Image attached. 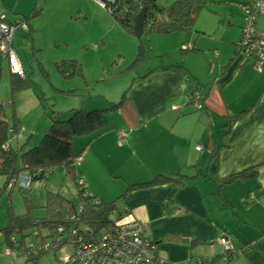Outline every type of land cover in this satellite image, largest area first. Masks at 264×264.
Masks as SVG:
<instances>
[{
    "label": "crops",
    "instance_id": "obj_1",
    "mask_svg": "<svg viewBox=\"0 0 264 264\" xmlns=\"http://www.w3.org/2000/svg\"><path fill=\"white\" fill-rule=\"evenodd\" d=\"M91 1L104 11L102 4ZM255 1L210 0L192 30L158 35L166 39L168 48L159 57L168 55V63L132 79L119 107L107 113L100 135L72 140V149L82 158L74 174L84 178V186L100 200L97 166L110 179L120 173L130 185L156 175L175 178L140 189H128V185L118 212L130 208L136 220L148 227L147 239L164 264H264V62L255 68L251 57L235 50L244 5ZM44 10L43 0H0V18L23 20L28 25V31L20 29L11 39L24 72L19 78L26 83L35 67L44 72V49L38 40V18ZM255 27L264 32V13L256 17ZM122 33L131 49L132 36ZM183 46L190 50L183 51ZM78 64L84 79L83 65ZM174 64L187 73L173 71ZM14 75L0 52V104L9 127L13 122L19 126V110H23L17 102L22 101L25 88L13 95L9 90ZM111 84L112 80L104 79L96 88L98 95L59 113L107 107L113 100L107 89ZM197 84L203 86V98L191 103L188 94ZM118 87V92L124 88ZM39 121L41 131L46 132L49 118L41 115ZM121 131L125 145L118 142ZM32 136L16 133V142L12 139L9 146L22 138L26 139L23 146L30 145ZM130 166L136 172L126 174ZM250 169L257 170L255 176L228 182L231 175ZM222 237L233 246L227 258L219 243Z\"/></svg>",
    "mask_w": 264,
    "mask_h": 264
},
{
    "label": "rangeland",
    "instance_id": "obj_2",
    "mask_svg": "<svg viewBox=\"0 0 264 264\" xmlns=\"http://www.w3.org/2000/svg\"><path fill=\"white\" fill-rule=\"evenodd\" d=\"M43 1H45V10L43 16L38 18V28L40 30L38 40L44 49L42 51L44 72L35 67L33 74L28 76L27 88L21 91L22 101L17 102L18 108L23 109L19 110L21 119L18 121L19 126L17 127L18 129L20 127L24 129L19 130L18 134L22 132L25 138H28L30 135L32 136L34 130L31 138L32 144L24 146L26 151L30 147L36 146L46 133L41 131V121H39L41 115H47L49 118L52 115L51 112L59 113L63 108L71 107L92 95H98L99 92L96 88L104 79L112 80V84L108 85L107 88L111 90L109 99H113L107 106L109 108L111 104L119 102L120 97L123 96L124 91L127 90L135 76L143 77L146 75V71L153 69L156 65L162 62L164 64L168 63V55L159 57L165 54L164 49H168L165 45L166 39H162L158 35L142 36L140 39L130 35L132 36L131 39L127 38L133 43L131 49H127V42L123 37L124 33H122L123 29L115 24L106 9L104 11L99 10L98 5L96 6V3L91 0ZM172 2L173 0H156V4L162 8L169 7ZM139 45L142 46L143 52L140 55L141 58L135 61ZM18 51L20 54L21 51ZM21 57L24 56L21 54ZM72 59L80 61L78 63L83 65L84 79L77 77L67 80L56 73L54 64H52L53 61L58 60L60 62V60ZM28 64H30V60ZM28 64L27 71L30 74L31 70ZM118 85L124 87L120 92H118ZM60 91L66 92L62 93ZM33 93L35 96L32 95ZM29 98L31 99L30 103L28 102ZM8 107L10 108L9 113H11V107ZM27 107H29V110ZM28 111H31V113H28ZM60 116L64 118L66 114ZM13 125L11 124L10 127L13 128ZM11 137L10 140L13 139L15 143V134L12 133ZM25 138H22V142H19V144H14L11 149L22 148V145L26 142ZM135 172L136 168L130 166L126 174ZM61 173L62 168L57 167L52 174H49L45 182H32L30 191L26 193L19 192L17 188H14L11 192L5 190L0 193V264H64L65 259L73 252L71 244H64L56 252L51 251L42 254L34 262H31L26 256H19L18 258L17 256L5 254L8 245L6 244L7 234L3 232V229L8 223L6 217L7 205L13 208L16 215L25 214L29 208V212L35 218H46L47 212L44 206L48 192L68 197L76 191L72 180L65 178ZM95 173L98 176L96 184L100 193L98 197H102L103 200L109 202L127 192V186L130 184L125 182L120 173L110 179V175L103 173L99 166H97ZM3 183L4 179L0 176V188ZM121 204L122 198L116 203L117 212L121 210L119 207ZM114 214L111 215L112 218L115 217ZM32 231L33 228L28 229V233L25 235L26 244L34 241V237L29 236ZM42 234H45L44 230ZM11 235V238H15V241L23 239L20 234L12 233ZM231 252H233V249L228 254H231Z\"/></svg>",
    "mask_w": 264,
    "mask_h": 264
},
{
    "label": "trees",
    "instance_id": "obj_3",
    "mask_svg": "<svg viewBox=\"0 0 264 264\" xmlns=\"http://www.w3.org/2000/svg\"><path fill=\"white\" fill-rule=\"evenodd\" d=\"M95 1H100L104 4V8L109 12L115 24L119 25L126 33L132 36L135 35V17L142 8L140 0ZM110 1H113V3ZM209 2L210 0H173L169 7L162 8L156 4V0H153L146 9L142 36L175 32L182 33L192 30L197 16L207 7ZM248 5L250 4L244 5V8ZM141 47V45L137 47L138 54L135 61L141 58L140 55L143 52V48ZM189 50L190 48L188 50L183 49V51ZM235 50L238 55L252 58V56L246 55L241 50H238L237 44ZM54 66L58 76L63 79H71L74 77L83 78V72L76 60H63L60 63H54ZM171 68L173 71L186 72L184 70L185 68L178 64L172 65ZM10 78L9 90L12 95L27 87L26 81L20 79L19 76L14 75ZM202 89L203 86L197 84L195 90L191 94H188L191 103H199L202 101L203 95L200 94ZM120 103L119 101L118 103L111 104L109 108L104 107L99 110L91 109L87 110V112L82 108L75 109L68 112L64 118L60 116L62 115L60 113L51 112L52 115L49 116V127L45 135L41 137L42 139L36 146L32 145L33 147H30L27 151L23 145L22 148L15 150L10 148L9 141L12 138L11 134H16L19 130H17V124L13 122L14 125L12 126V131H10L9 123L4 115L3 106L0 104V176L4 179L0 193L5 190L11 192L14 188L16 189L17 185H15V181L21 174L31 176L32 182H45L50 174L49 171L52 174L57 167L62 168L64 177L72 180L74 183L73 186H75L76 179L78 178L74 174L76 166L73 165L72 161L79 155L72 149L73 138L88 135L95 137L98 134L100 135L101 130L107 124L106 114L113 109H117ZM231 119L233 120V118ZM28 145L27 143L25 146ZM256 171V169L241 171L231 175L227 180L228 182L243 180L255 176ZM45 174H47V177ZM174 179L173 176L169 175H156L149 181L131 184L128 186V189H140L146 186L159 185L163 184V182L168 183ZM75 189L74 195H69L68 197H62L57 193L48 192L44 206L47 217L44 219L35 218L29 212V208L25 214L16 215L13 208L7 205L6 217L8 223L3 229V232L7 234V255L17 256L18 258L19 256H26L31 262H34L42 254L51 251L56 252L59 249V247L42 249V246L39 244V242L49 243L51 238L56 239L58 237L55 231L57 228L61 227L67 235L72 229H78L80 231L84 228L91 230L99 229L102 226L116 221L118 217L116 203L124 195H120L117 200L106 202L103 199H98L94 193L88 190V187H86L88 192L86 196H84V192L78 191L76 186ZM17 190L21 193H26L20 188H17ZM251 199L254 200V197H251ZM28 202L31 203L30 201ZM112 214H114V218H112ZM31 228H33V231L29 236L34 237V241L26 244L24 238L28 233V229ZM43 230L45 234H42ZM12 233L20 234L23 239L21 241H15V238H11ZM61 242V246L69 244L64 240H61ZM34 248L36 249L34 250ZM224 254L227 253L225 252Z\"/></svg>",
    "mask_w": 264,
    "mask_h": 264
},
{
    "label": "built area",
    "instance_id": "obj_4",
    "mask_svg": "<svg viewBox=\"0 0 264 264\" xmlns=\"http://www.w3.org/2000/svg\"><path fill=\"white\" fill-rule=\"evenodd\" d=\"M98 3L102 4L100 1ZM104 6V4H102ZM264 13V1L257 0L253 4L245 6L243 12V25L241 29L240 40L236 43L238 50L244 54L252 56L255 68H258L264 62V32L256 30V17ZM28 25L23 20L7 22L0 18V52L7 60L8 66L15 75L24 77L20 60L12 49L11 39L20 29L28 31ZM183 49H187L183 46ZM119 132V144L125 145V135ZM198 150L201 147H197ZM82 160L77 156L73 162L78 166ZM53 172V171H52ZM51 174V171H49ZM47 177V174H45ZM32 183L31 176L27 174L19 175L15 181L17 188L28 192ZM75 186L78 191L87 195L84 178L76 179ZM56 239H50V242H39L42 249L58 248L61 246V240L71 244L73 252L66 258L64 264H164L156 256L155 247L147 239L148 227L140 223L132 214L130 208H123L118 213L116 221L102 226L99 229H87L82 231L72 229L67 235L61 227L57 228ZM37 235V233H35ZM48 238V237H47ZM227 237H222L219 242L223 245L225 252L232 251L233 247ZM39 247V246H38ZM36 248H34L35 250ZM8 251H6V254Z\"/></svg>",
    "mask_w": 264,
    "mask_h": 264
},
{
    "label": "water",
    "instance_id": "obj_5",
    "mask_svg": "<svg viewBox=\"0 0 264 264\" xmlns=\"http://www.w3.org/2000/svg\"><path fill=\"white\" fill-rule=\"evenodd\" d=\"M153 0H140V3L142 5V8L139 10L138 15L135 17V22H134V30H135V35L137 38H142L143 35V20L146 16V9L150 5V3ZM107 2H109L107 0ZM113 3V1H110Z\"/></svg>",
    "mask_w": 264,
    "mask_h": 264
}]
</instances>
